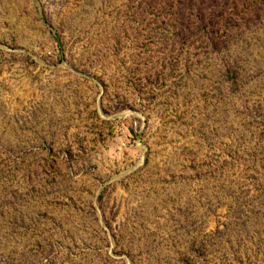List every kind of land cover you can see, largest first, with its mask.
<instances>
[{"label": "rangeland", "instance_id": "1", "mask_svg": "<svg viewBox=\"0 0 264 264\" xmlns=\"http://www.w3.org/2000/svg\"><path fill=\"white\" fill-rule=\"evenodd\" d=\"M0 264H264V0H0Z\"/></svg>", "mask_w": 264, "mask_h": 264}]
</instances>
